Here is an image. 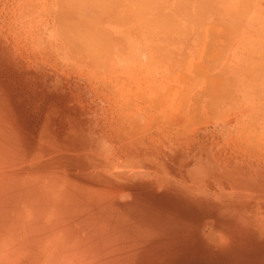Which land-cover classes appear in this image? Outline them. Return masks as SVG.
I'll return each instance as SVG.
<instances>
[{
	"label": "rangeland",
	"instance_id": "374dc122",
	"mask_svg": "<svg viewBox=\"0 0 264 264\" xmlns=\"http://www.w3.org/2000/svg\"><path fill=\"white\" fill-rule=\"evenodd\" d=\"M85 1L0 0V264H264V0Z\"/></svg>",
	"mask_w": 264,
	"mask_h": 264
},
{
	"label": "bare ground",
	"instance_id": "6f19581e",
	"mask_svg": "<svg viewBox=\"0 0 264 264\" xmlns=\"http://www.w3.org/2000/svg\"><path fill=\"white\" fill-rule=\"evenodd\" d=\"M79 1H80V0H79ZM81 1H82V0H81ZM88 1H90V0H88ZM88 1L86 0L85 2L88 3ZM93 1H94V3H96L97 0H96V1L93 0ZM100 1H102V2L105 1V4H106V0H100ZM109 1H110V0H109ZM109 1H107V3H108ZM153 1H154V0H153ZM153 1H152V2H153ZM155 1H156V0H155ZM164 1H165V0H164ZM164 1H163V2H164ZM179 1H181V0H179ZM190 1H191V0H190ZM244 1H245V0H244ZM244 1H243V3H244ZM66 2H67V1H66ZM66 2H65V4H66ZM90 2H92V0H91ZM97 2H99V0H98ZM131 2H133V1H131ZM134 2H135V1H134ZM134 2H133V3H134ZM138 2H140V1L137 0V3H135V5L138 4ZM144 2H145V1H144ZM144 2H142V3H144ZM148 2H150V1H148ZM159 2H162V1H159ZM182 2H183V1H182ZM201 2L206 3V2H204L203 0H202ZM248 2H249V1H248ZM87 3H85V4H87ZM94 3H93V6H94ZM100 3H101V2H100ZM109 3L111 4V2H109ZM112 3H113V2H112ZM121 3H122V2H121ZM155 3H156V2H155ZM186 3H189V2H186ZM197 3H198V2H197ZM240 3H241V2H240ZM249 3H250V2H249ZM68 4H69V2H68ZM90 4H91V3H90ZM96 4H97V3H96ZM96 4H95V8H96ZM103 4H104V2H103ZM116 4H117V3H116ZM123 4H124V3H123ZM123 4H121V5H123ZM125 4H126V3H125ZM128 4H129V3H128ZM147 4H149V3H146L145 5H147ZM161 4H162V3H161ZM161 4H160V5H161ZM208 4H209V3H208ZM245 4L247 5V3H245ZM97 5H98V4H97ZM101 5H102V4H101ZM138 5H139V4H138ZM143 5H144V4H142V7H143ZM197 5H198V4H197ZM199 5H200V4H199ZM238 5H239V4H238ZM238 5H237V6H238ZM65 6H66V5H65ZM88 6H89V3H88V5H87L86 8H85L86 10H85V9H83V10H84V11H87ZM93 6H92V4H91L90 7H92V8L89 7V10H92V11H90V12H93V10H95V8H94ZM102 6H104V5H102ZM109 6H110V5H109ZM126 6H127V5H126ZM131 6H133V5H131ZM147 6H149V5H147ZM181 6H182V5H181ZM185 6H186V5H185ZM185 6H184V7H185ZM212 6H213V5H212ZM212 6H211V7H212ZM214 6H215V4H214ZM248 6H249V5H248ZM105 7H106V5H105ZM105 7H104V8H105ZM129 7H130V5H129ZM145 7H146V6H145ZM189 7H190V6H189ZM199 7H200V6H199ZM199 7H198V8H199ZM238 7H239V6H238ZM249 7H250V6H249ZM249 7H248V8H249ZM93 8H94V9H93ZM104 8H101V9H104ZM106 8H107V7H106ZM109 8L112 9L111 7H109ZM109 8H108V9H109ZM139 8H140V6H139ZM146 8H148V7H146ZM146 8H145V11L147 10ZM157 8H158V7H157ZM157 8H156V9H157ZM186 8H187V7H186ZM198 8H197V9H198ZM66 9H67V8H66ZM66 9H65V10H66ZM96 9H97V8H96ZM233 9H234V8H233ZM73 10H74V9H73ZM120 10H121V9H120ZM131 10H132V9H131ZM133 10H134V9H133ZM136 10H137V9H136ZM136 10H135V11H136ZM174 10H175V9H174ZM177 10H178V9H177ZM189 10H190V9H189ZM236 10H237V9H236ZM239 10H240V9H239ZM75 11H76V10H75ZM81 11H82V10H81ZM138 11H139V10H138ZM142 11H143V10H142ZM190 11H191V10H190ZM204 11H205V10H204ZM217 11H218V9H217ZM231 11H232V9H231ZM240 11H241V10H240ZM242 11H243V9H242ZM66 12H68V11L66 10ZM77 12H78V10H77ZM87 12H88V11H87ZM90 12H88V13H90ZM112 12H113V11H112ZM125 12H126V11H124V13H125ZM129 12H130V11H129ZM132 12H134V11H132ZM228 12H229V11H228ZM69 13H70V12H68V14H69ZM75 13H76V12H75ZM75 13H74V15H75ZM160 13H161V12H160ZM165 13H166V12H165ZM198 13H200V12H198ZM201 13H202V12H201ZM205 13H206V11H205ZM205 13H204V14H205ZM224 13H225V12H224ZM234 13H235V14H239V16L245 14V13H243V12H242L243 14H241V13H236L235 11H234ZM81 14H82V13H81ZM119 14H120V13H119ZM188 14H189V13H188ZM196 14H197V12H196ZM212 14H213V13H212ZM215 14H216V13H215ZM66 15H67V14H66ZM76 15H77V14H76ZM79 15H80V13H79ZM122 15L124 16V14H122ZM128 15H129V14H128ZM216 15H217V14H216ZM230 15H232V14H230ZM81 16H82V15H81ZM118 16H119V15H118ZM126 16H127V15H126ZM126 16H124V18H125ZM212 16H213V15H212ZM218 16H219V15H218ZM223 16H224V15H223ZM232 16L235 17L234 15H232ZM69 17H70V16H69ZM119 17H120V16H119ZM129 17H130V16H129ZM129 17H128V18H129ZM88 18H89V17H88ZM131 18H133V17H131ZM134 18H135V17H134ZM137 18H139V17H137ZM164 18H165V17H164ZM169 18H170V17H169ZM228 18H229V17H228ZM237 18H238V17H237ZM241 18H242V17H241ZM243 18H245V17H243ZM67 19H68V18H67ZM76 19H79V18H76ZM90 19H91V18H90ZM122 19H123V18H122ZM125 19H126V18H125ZM129 19H130V18H129ZM129 19H127L128 22L130 21ZM162 19H163V18H162ZM62 20H63V19H62ZM68 20H69V19H68ZM91 20H92V19H91ZM123 20H124V19H123ZM133 20H134V19H133ZM138 20H139V19H138ZM140 20H141V19H140ZM145 20H146V19H145ZM149 20H150V19H149ZM155 20H157V19L155 18ZM176 20H177V19H176ZM234 20H235V19H234ZM239 20H240V19H239ZM66 21H67V20H66ZM72 21H73V20H72ZM77 21H78V20H77ZM92 21L94 22V21H97V20H92ZM127 21H126V22H127ZM150 21H151V20H150ZM153 21H154V20H153ZM157 21H158V20H157ZM172 21H173V20H172ZM188 21H189V20H188ZM199 21H201V20H198L197 22L199 23ZM240 21H241V20H240ZM262 21H263V20H262ZM69 22H70V21H69ZM69 22H67V23H69ZM73 22H74V21H73ZM82 22H83V21H82ZM93 22H92V23H93ZM126 22H125V23H126ZM163 22L165 23V21H163ZM175 22H176V21H175ZM231 22H232V21H231ZM234 22H238V21H234ZM64 23H65V22H64ZM71 23H72V22H71ZM161 23H162V22H161ZM73 24H75V23H73ZM81 24H82V23H81ZM81 24H80V25H81ZM122 24H123V23H122ZM139 24H140V22H139ZM142 24H143V23H142ZM168 24H169V23L167 22V27L169 26ZM172 24H173V22H172ZM241 24H242V22H241ZM58 25H59V23H58ZM78 25H79V23H78ZM156 25H157V23H156ZM158 25H160V24H158ZM162 25H163V23H162ZM170 25H171V24H170ZM177 25H178V24H177ZM85 26H87V25H84V27H85ZM102 26H103V25H102ZM142 26H143V25H142ZM180 26H181V25H180ZM136 27H137V26H136ZM136 27H135V28H136ZM138 27H139V26H138ZM154 27H155V26H154ZM164 27H165V26H164ZM79 28H80V27H79ZM94 28H95V27H94ZM94 28H91V31H93ZM177 28H178V27H177ZM58 29H60V28H58ZM66 29H67V28H66ZM107 29H108V28H107ZM140 29H142V28H140ZM162 29H163V28H162ZM172 29H174V28H172ZM240 29H241V28H240ZM60 30H61V29H60ZM85 30H87V29H85ZM85 30H84V31H85ZM97 30L100 31V29H97ZM167 30H168V29H167ZM182 30H183V29H182ZM88 31H89V29H88ZM88 31H86V32H88ZM105 31H106V30H105ZM138 31H139V30H138ZM165 31H166V30H165ZM183 31H184V30H183ZM183 31H181V32H183ZM86 32H85V33H86ZM89 32H90V31H89ZM93 32L96 33L95 31H93ZM158 32H159V30H158ZM176 32H177V31H176ZM189 32H190V31H189ZM90 33H91V32H90ZM108 33H110V32H108ZM149 33H150V32H149ZM166 33H167V32H166ZM179 33H180V32H179ZM183 33H184V32H183ZM82 34H83V33H82ZM87 34H89V33H87ZM87 34H86V35H87ZM97 34H98V33H97ZM99 34H100V33H99ZM150 34H151V33H150ZM161 34H162V33H161ZM100 35H102V34H100ZM175 35H176V34H175ZM92 36L94 37V35H92ZM164 36H165V35H164ZM173 36H174V35H173ZM66 37H67V36H66ZM73 37H74V36H73ZM86 37H87V36H86ZM89 37H90V36H89ZM96 37H97V36H96ZM96 37H94V38L96 39ZM98 37H99V36H98ZM98 37H97V38H98ZM100 37H101V36H100ZM100 37H99V38H100ZM103 37H104V36H103ZM149 37H150V36H149ZM160 37H161V35H160ZM160 37H159V39H160ZM83 38H84V37H83ZM94 38H93V39H94ZM162 38H163V37H162ZM166 38L168 39V37H166ZM184 38H185V37H184ZM101 39L105 40V39L102 38V37H101ZM163 39H164V38H163ZM170 39H172V38H170ZM75 40H76V39H75ZM99 40H100V39H97L98 43H101V44H102V42H99ZM168 40H169V39H168ZM174 40H175V39H174ZM174 40H171V41H174ZM188 40H189V39H188ZM90 41L93 43L94 40L92 41V39H91ZM97 41L95 40L94 42H97ZM101 41H102V40H101ZM106 41H107V40H106ZM106 41H104V42H106ZM171 41H170V42H171ZM175 41H177V40H175ZM82 42H83V41H82ZM91 42L89 43V40H88V43L90 44V45H89V49H90V47L92 46V45H91ZM98 43H94V44L98 47V46H100V44L98 45ZM184 43H185V42H184ZM187 43H188V41H187ZM94 44H93V45H94ZM105 44H106V43H105ZM82 46H83V45H82ZM108 46H112V45H108ZM93 47L95 48V51H96V47H95V46H93ZM93 47H92V48H93ZM100 47H102V46H100ZM100 47H98V49H100ZM103 47H104V44H103ZM72 49H73V47H72ZM78 49H80V48H78ZM86 49L88 50V48H86ZM112 49H113V48H112ZM91 50H92V49H91ZM101 50H102V48H101ZM101 50H100V52L103 51V50H102V51H101ZM81 51H82V50H81ZM105 51H106V50H104V52H105ZM82 52H83V51H82ZM89 52H90V51H89ZM89 52H88V53H89ZM98 52H99V51H98ZM100 52H99V53H100ZM106 52H107V51H106ZM108 52H109V48H108ZM90 53H91V52H90ZM93 53L95 54L96 52H93ZM99 53H98V55L101 57L100 59L102 60V61H101V60L98 58L99 61L103 62L104 59H107V58H104V56L102 55L103 53H101V54H99ZM160 53H161V52H160ZM94 54H92V55H94ZM105 54H106V56H107V53H105ZM162 54L164 55V53H162ZM174 54H175V53H174ZM157 55H158V54H157ZM175 55H176V54H175ZM175 55H173V57H174ZM95 56H96V55H95ZM108 56H109V55H108ZM158 56H159V55H158ZM262 56H264V55H262ZM96 57H97V56H96ZM102 57H103L104 59H102ZM259 57H260V56H259ZM95 59H96V58H95ZM95 59H94V60H95ZM157 60H158V59H157ZM160 60H163V59H160ZM92 61H93V59H92ZM163 61H164V60H163ZM171 61H172V59H171ZM106 62H107V61H106ZM263 63H264V62H263ZM102 64H104V63H102ZM100 65H101V64H100ZM261 65H262V64H261ZM259 68L262 69L261 66H260ZM263 74H264V73H263ZM246 89H247V88H246ZM256 90H257V89H256ZM257 91H258V90H257ZM259 92H260V90H259ZM260 93H261V92H260ZM260 93H259V94H260ZM260 97H261V96H260ZM263 97H264V96H263ZM130 150H131V149H130ZM125 153H126V152H125ZM134 154H135V153H134ZM122 157H123V156H122ZM128 157H129V156H128ZM128 157H127V158H128ZM123 158H124V157H123ZM117 163H118V162H117ZM130 164H131V163H130ZM130 164H129V165H130ZM127 165H128V164H127ZM148 166H149V165H148ZM124 167H125V166H124ZM134 167L137 168V166H134ZM139 167H140V166H139ZM141 168H142V167H141ZM145 168H146V167H145ZM149 168H150V167H149ZM150 171H151V170H150ZM157 171H158V170H157ZM130 172H131V171H130ZM144 172H145V171H144ZM138 173H139V172H138ZM128 174H131V173H128ZM143 174H144V173H143ZM150 174H151V173H150ZM145 176H146V175H145ZM165 177H166V176H165ZM161 180H162V179H161ZM163 180H164V179H163ZM184 199H185V198H184ZM197 216H198V215H197ZM208 216H210V215H208ZM200 222H201V221H200ZM102 224H103V223H102ZM201 224H202V223H201ZM209 224H210V223H209ZM257 226H258V225H257ZM259 226H260V225H259ZM101 227H102V226H101ZM262 228H263V226H262ZM108 230H110V229H108ZM212 232H213V231H212ZM212 232H211V233H212ZM216 233L218 234V232H216ZM111 234H112V233H111ZM209 235H210V234H209ZM212 235H213V234H212ZM221 235H223V234L221 233ZM211 237H212V236H211ZM211 237H210V238H211ZM213 237H214V236H213ZM218 237H219V236L217 235L216 238H218ZM224 237H225V236H224ZM219 238H221L222 240L224 239L223 236H221V237H219ZM219 238H218V239H219ZM214 240H215V239H214ZM219 240H220V239H219ZM225 240H226V237H225ZM107 241H109V240H107ZM215 241H217V240H215ZM220 241H221V240H220ZM118 242H119V241H118ZM8 248H10V247H8ZM53 248H55L56 250L53 249ZM124 248H126V247H124ZM128 248H129V247H128ZM66 249H67V248H66ZM66 249H63V248H61V247H60V248H57V247L54 246V245H49V246H48V249H47V252H48L47 254L52 258V260H54V261L56 262V264H80V263H82V261L80 262V259L82 258V255L80 256L81 258L79 259V258H78V255H76V254L74 255L70 249H67V250H66ZM259 249H260V248H259ZM8 250H9V249H8ZM10 250H11V249H10ZM124 250H125V249H124ZM129 250H130V249H129ZM129 250H128V251H129ZM128 251H126V252H128ZM131 251H132V250H131ZM262 251H263V250H262ZM262 251H261V252H262ZM134 255H135V254H134ZM18 256H19V255H18ZM128 256H129V255H128ZM130 256H131V255H130ZM133 257H135V256H133ZM120 258H121V257H120ZM121 259H123V258H121ZM128 259H130V258H128ZM84 261H85V260H84ZM87 264H88V263H87Z\"/></svg>",
	"mask_w": 264,
	"mask_h": 264
}]
</instances>
